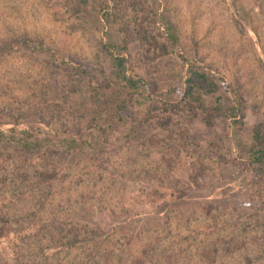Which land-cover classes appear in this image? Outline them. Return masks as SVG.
I'll return each mask as SVG.
<instances>
[{
    "label": "rangeland",
    "instance_id": "rangeland-1",
    "mask_svg": "<svg viewBox=\"0 0 264 264\" xmlns=\"http://www.w3.org/2000/svg\"><path fill=\"white\" fill-rule=\"evenodd\" d=\"M9 40L0 264H264V176L246 157L264 128V0H0ZM106 49L135 89L99 87ZM188 65L241 97V128L180 108ZM103 124L104 146L63 149Z\"/></svg>",
    "mask_w": 264,
    "mask_h": 264
},
{
    "label": "trees",
    "instance_id": "trees-1",
    "mask_svg": "<svg viewBox=\"0 0 264 264\" xmlns=\"http://www.w3.org/2000/svg\"><path fill=\"white\" fill-rule=\"evenodd\" d=\"M173 36V33H171ZM28 39H22V42L18 46L26 45ZM148 42V40H145ZM18 41L12 40L7 41L0 45V53L6 52L13 49L14 45H17ZM106 55L108 58V64L110 67V72L108 77H103L98 81L99 87L104 89H121L123 91H130L136 88V81L133 79L132 75L129 74L130 68L127 66V59L123 55L115 54L106 49ZM130 69V70H129ZM71 73H73L78 79L85 78L87 76H93L89 70H86L80 66H74L71 68ZM186 78L184 80V87L181 93L180 108L189 111H199L206 118L211 117H226L231 120V123L235 128H241L243 126V108L241 104V97L237 96L235 98L236 104H226L227 97L223 95H214L216 84L211 75H208L205 71L198 70L192 65H188L185 72ZM90 77V78H91ZM211 95V99L207 101L205 96ZM129 102V103H128ZM130 99H122L120 105L117 106V112H115V118L117 121H121V113L131 105ZM93 114V113H92ZM108 124H103L97 127L90 133H81V139H62L63 149L66 152H72L75 150H81L83 148H95L96 146H104L106 143V138L101 139L102 136L107 133L106 128ZM129 130L134 129V127H129ZM1 136V133H0ZM250 143L247 149L246 157L248 160V165H250L255 173L259 176H264V128L261 126H255L251 130ZM19 145L22 149L27 151L31 150V146H36L38 144L34 142H28L26 140H21ZM87 232V230H86ZM73 233V237L76 239L78 237L84 236L83 240H91V237H87L84 233Z\"/></svg>",
    "mask_w": 264,
    "mask_h": 264
}]
</instances>
